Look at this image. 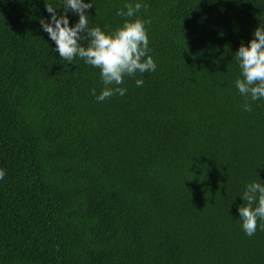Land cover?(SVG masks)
I'll list each match as a JSON object with an SVG mask.
<instances>
[{"label":"trees","instance_id":"obj_1","mask_svg":"<svg viewBox=\"0 0 264 264\" xmlns=\"http://www.w3.org/2000/svg\"><path fill=\"white\" fill-rule=\"evenodd\" d=\"M46 2L0 0V264H264L238 212L264 182V99L246 112L235 87L264 0H143L157 68L102 102L100 70L43 30ZM86 2L90 25L123 24L128 0Z\"/></svg>","mask_w":264,"mask_h":264},{"label":"clouds","instance_id":"obj_2","mask_svg":"<svg viewBox=\"0 0 264 264\" xmlns=\"http://www.w3.org/2000/svg\"><path fill=\"white\" fill-rule=\"evenodd\" d=\"M93 7L86 0H62L59 7L46 2V11L50 20L41 18L40 24L62 60L72 63L76 58L100 70L104 88L99 95L92 89V95L102 102L115 95L123 97L127 89L121 87L125 77L154 72L157 64L149 49V28L151 20L139 15L147 10L143 0H128L117 11V16L125 18L121 26L106 30L99 25H90L86 10ZM58 9H62L60 12ZM69 12L77 14L79 19L70 24ZM240 76L235 80V87L245 98L243 110L252 112V102L264 99V24L254 30L250 43H241L235 53ZM137 87H142L143 79L135 80ZM6 175L0 169V180ZM244 203L238 212L242 229L249 237L255 235L258 227L264 230V182H249L241 193Z\"/></svg>","mask_w":264,"mask_h":264}]
</instances>
